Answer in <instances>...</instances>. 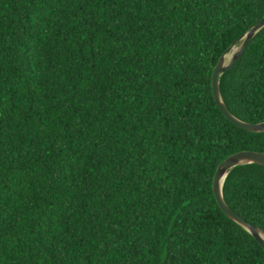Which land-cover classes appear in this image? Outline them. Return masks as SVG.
Instances as JSON below:
<instances>
[{
    "label": "trees",
    "instance_id": "1",
    "mask_svg": "<svg viewBox=\"0 0 264 264\" xmlns=\"http://www.w3.org/2000/svg\"><path fill=\"white\" fill-rule=\"evenodd\" d=\"M264 0H0V264H264L217 205L264 132L218 59ZM264 121V27L219 77ZM264 231V166L227 174Z\"/></svg>",
    "mask_w": 264,
    "mask_h": 264
},
{
    "label": "water",
    "instance_id": "2",
    "mask_svg": "<svg viewBox=\"0 0 264 264\" xmlns=\"http://www.w3.org/2000/svg\"><path fill=\"white\" fill-rule=\"evenodd\" d=\"M263 27H264V16L257 23H255L244 35H242L234 43H232L230 47H228L226 52L216 62L211 75L212 94L218 108L221 110V112L225 115V117L228 120L236 124L238 127L253 132H264V121L246 122L244 120H240L237 117H235L228 110L226 104L222 100L219 91V77L224 71L229 69L234 64V62L241 55L246 44ZM238 41H241L239 48L232 54L231 58L227 61L225 59V54L229 52L232 46ZM245 163H256L264 166V152L247 149V150H239L237 152L228 155L218 164L216 168L212 181V191L214 194V198L217 202V205L222 210V212L226 214L230 219L234 220L235 222L243 226L247 231H249L258 240V242L261 244V246L264 249V240L259 234V232L264 233V231L260 227L248 222L240 214L232 210L226 203L222 193L223 183L228 172L233 167Z\"/></svg>",
    "mask_w": 264,
    "mask_h": 264
},
{
    "label": "rangeland",
    "instance_id": "3",
    "mask_svg": "<svg viewBox=\"0 0 264 264\" xmlns=\"http://www.w3.org/2000/svg\"><path fill=\"white\" fill-rule=\"evenodd\" d=\"M240 42H241V41H238L237 43H235V44L232 46L231 50L225 54V59H226L227 61L231 58L232 54H233V53L239 48V46H240Z\"/></svg>",
    "mask_w": 264,
    "mask_h": 264
},
{
    "label": "bare ground",
    "instance_id": "4",
    "mask_svg": "<svg viewBox=\"0 0 264 264\" xmlns=\"http://www.w3.org/2000/svg\"><path fill=\"white\" fill-rule=\"evenodd\" d=\"M260 236L263 238L264 240V233L263 232H259Z\"/></svg>",
    "mask_w": 264,
    "mask_h": 264
}]
</instances>
